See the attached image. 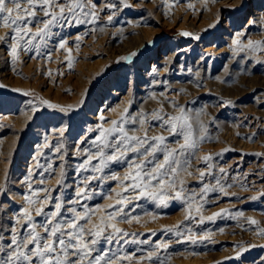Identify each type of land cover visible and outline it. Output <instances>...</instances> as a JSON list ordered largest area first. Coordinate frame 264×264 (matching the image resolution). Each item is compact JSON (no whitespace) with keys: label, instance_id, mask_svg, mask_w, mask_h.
<instances>
[{"label":"rangeland","instance_id":"374dc122","mask_svg":"<svg viewBox=\"0 0 264 264\" xmlns=\"http://www.w3.org/2000/svg\"><path fill=\"white\" fill-rule=\"evenodd\" d=\"M93 2L97 5L98 0H89L88 10L93 9ZM114 2L120 6L116 18L131 22L132 33L93 48L90 44L102 38L96 28L84 37L88 45L75 49L73 43L71 55L63 54L62 63L57 55L55 62H44L41 56V61L36 57L30 64L35 49L23 63L10 55L5 62L0 60V96L22 99L7 107L0 97V111L16 112L0 121V185L4 188L0 192V246L10 244L14 227L21 234L27 230L24 219L16 223L25 208L34 222L42 223L44 217L35 215L37 208L51 212L59 203L63 220L72 215L69 209L83 211L87 207L95 214L86 227L99 224L104 210L116 203L115 194L122 191L119 185L126 183L127 165L111 163L103 172L85 171L78 167L87 159L82 150L96 152L92 142L100 135L98 131L112 127V121H119L125 109L131 117L147 115L148 137L164 135L169 147H178V138L162 131L151 114L177 116V107H183L194 138L204 135L205 139L180 157L187 161L185 170L175 177L174 189H164L165 199L142 197L127 203L130 222L116 227L128 235L111 243L101 239L93 256L114 257V264H264V0H125L130 7H124L121 0ZM193 11L198 12L194 25L179 27L185 14ZM39 18L44 19L42 15ZM79 28L71 35L81 32ZM0 31L1 36L8 35L3 31L14 35L3 26ZM227 32L235 34L241 45L231 56H218L201 71L184 66L169 80L163 68L156 70L161 71L159 78H142L167 51L166 45L174 49L196 43L199 48L215 43L223 48ZM250 41L259 47L249 48ZM45 50L41 47L40 51ZM106 56L109 59L105 60ZM100 74L104 76L97 81ZM25 99L30 100L25 105L38 110L36 116L19 113ZM81 102L87 110L76 109ZM100 110L104 115H97ZM40 122L44 129L60 127L63 135L54 134L38 162L29 166L33 147L41 138L40 130H34L41 127ZM201 126L206 130L203 133ZM126 127L140 126L128 123ZM135 134L142 136L143 130ZM77 143L81 151L69 158L68 147ZM158 158L162 161L163 154ZM98 162L93 158L91 163ZM29 170L33 175L24 182ZM29 184L32 190H49V201L26 202V195L30 199L46 195L38 191L32 196ZM85 187L88 198L72 203ZM180 188L185 196L194 194L195 201L173 198ZM37 231L43 234V229Z\"/></svg>","mask_w":264,"mask_h":264},{"label":"snow or ice","instance_id":"6c2138e0","mask_svg":"<svg viewBox=\"0 0 264 264\" xmlns=\"http://www.w3.org/2000/svg\"><path fill=\"white\" fill-rule=\"evenodd\" d=\"M88 2L89 0H66L65 3H60L59 0H0V24L14 33L11 36H0V42L12 41L9 55L13 59L17 58L18 50L27 54L35 49L37 55H41V47L53 35L54 27L62 22L73 20L76 23L91 22L81 20L80 17L91 16L93 21L95 20L96 13L87 9ZM121 3L124 7L131 6L125 0H121ZM95 7L93 2L92 8ZM109 7H115V5H109ZM55 8H58L59 12L50 11ZM40 13L45 19L39 18ZM111 19L112 17L109 16V21ZM32 25L37 26L35 32H32L30 27ZM182 35H188V33H182ZM76 39L79 40L80 37ZM66 43V41H61L59 48L63 49ZM248 47H259V44H253L250 41ZM131 55L135 56L136 53ZM122 59L127 60L128 57ZM69 67H71L70 63ZM42 103L48 107H55L47 101H42ZM35 110L34 108L33 111ZM60 110L64 111V109ZM177 111L180 115L166 116L161 112L151 114L155 120L160 122L162 131L178 138L175 141L178 147H169L164 135L148 137V128L145 127L149 124L147 115L140 113L136 117H131L125 109V114L120 120L112 121V127L102 130L92 142L96 152L82 150L87 159L78 165L80 169L94 172H103L111 163L127 165V171L123 177L126 183L119 185L122 191L115 194L116 203L104 210L100 223L92 225L91 228L86 227L91 224L92 216L95 214V210L87 207H84L83 211H78L76 208L69 209L72 215L63 220L60 219L63 214L62 205L59 203L55 205V211L51 212H45L43 207L37 208L35 215L44 217L42 223L34 222L31 213L25 208L16 223L19 224L20 219H24L28 226L27 230L21 234L17 228L12 229L10 244L0 246V254H3L0 255V264H84L85 261L87 264H114V257L99 254L93 256V252L96 251L95 246L100 243L101 239L111 243L114 239L119 240L128 235L116 227V224L130 222L125 206L133 199L143 197L163 201L165 199L164 189H174L176 187L175 177L185 170L187 161L181 160L180 157L184 156L188 149L195 148L197 143L205 139L204 135H200L198 139L194 138L193 126L189 122L190 118L186 115L185 108L177 107ZM128 123L139 124L140 127H126ZM141 130H143L142 136L135 134ZM205 131L201 126V133ZM61 135H63V129H61ZM78 151L81 150L78 149ZM129 154L132 155L129 156ZM159 154H163L162 161L158 158ZM93 158L98 159V164L91 163ZM28 175L29 177L33 175L31 170ZM100 178L93 177V179ZM112 178L117 179L115 176ZM40 183L42 184L43 180ZM29 189L32 196H36L38 191L46 193L42 199H30L29 196H24V200L30 205L45 204L49 201V190H32L31 184H29ZM3 190V186L0 185V192ZM203 191L206 192L208 189L204 188ZM77 197L78 199L72 203H79V198H88L87 187L81 188L77 192ZM173 198L195 201L194 194L185 196L183 188L176 190ZM249 223L255 224L256 222L249 221ZM38 228L43 229V234L37 231ZM109 229L111 231H108ZM261 234L264 235V230H261ZM0 239L3 238L0 237ZM29 245L33 247L30 248ZM237 255L239 256V253Z\"/></svg>","mask_w":264,"mask_h":264},{"label":"bare ground","instance_id":"6f19581e","mask_svg":"<svg viewBox=\"0 0 264 264\" xmlns=\"http://www.w3.org/2000/svg\"><path fill=\"white\" fill-rule=\"evenodd\" d=\"M114 1L115 0H98L96 7L94 9H90L91 11H94L96 13V18L94 21H93V17H91V16L80 17L81 20H87V21H91V22L76 23L73 20V21H69V22H62L60 25L54 27L52 29L53 35H51L50 38L47 39L46 43H44L42 45V47L45 48L46 50L41 55H38V56L36 55L37 54L36 51H34V53H31L32 59L29 60V63L31 64L36 59V57H38L39 61H41V56L44 57L43 58L44 62H47V61L49 62L50 60L55 62L59 59V56H61L59 61H61V63H62L63 59H64L63 54H66V56L71 55L73 43H76L75 44L76 47L74 46L75 49H78L80 47L84 48L85 46L88 45V41H85L84 37L86 35H88L90 31H93V30L95 31L96 28H98L99 31L101 32L102 38H99L90 44L91 46H93V48H95V47L98 48L97 46L101 42H102V44H106L107 42L108 43L112 42L116 38H119V37H122V36H125L127 34L132 33L133 26H132L131 22L124 21V19L120 20V19L116 18L117 9H119L120 6L116 5V3ZM59 2L65 3L66 0H59ZM109 5H115V7H109ZM121 7H122V5H121ZM55 9H57V11H55L54 9H50V11L59 12L58 8H55ZM197 13H196V11L186 13L183 21L179 24V27L183 28L182 27L183 25L188 26L189 24H191V26H193L194 22L197 18ZM40 15H42V17H43L42 13H40L39 16ZM109 16L112 17L111 21H109ZM191 17H194V18H191ZM43 18L45 19V17H43ZM100 18H103L104 21L102 22V20ZM192 19H193V21H192ZM97 21L101 22V23L98 24ZM185 21H188V24ZM125 22L127 23V25H124ZM39 26L42 27V25H39ZM78 26H80L79 29H81V32H79V33L77 32L78 34H76V35H73V34L71 35V32L74 31V29ZM0 27H2L1 24H0ZM36 28H37V26L32 28V32H35ZM3 32H4L3 35H6V34H8V36L13 35L11 33L9 34L8 31H3ZM1 34H2V31H0V36H1ZM78 36L80 37L79 40L76 39ZM223 39H224V42L226 44V46L223 48H218V46L215 43H213L212 45L201 44V45H199V48H198V45H196V43H192V44L182 45L178 48L172 49L171 48L172 45L168 44L165 46L167 48H164L167 51L164 52L163 55H161L158 60L155 59V61H154L155 66L152 65L150 71L144 72L142 78L150 77L152 75L155 76L156 78H159L161 76V74H160L161 71H159V73H158V71H156V70L160 69V68H163V70L167 73L166 77H165L166 80H169L170 76L173 77L176 75L173 73L174 71H176V70L182 71L184 66H187V68L197 69V70L201 71L202 69H204L203 67L205 64H208V62L214 60L218 56H223L226 54L231 56L232 54H234V53H232L233 51L236 52L239 48H241V45L238 42V40L236 39L235 34H233L231 32L230 33L227 32V35H225L223 37ZM61 41L67 42L63 49L59 48V44ZM21 43H23V42H21ZM81 43L84 45L82 46ZM11 45H12L11 40H8L6 42H0V60H2L1 61L2 63H3V61L5 62L7 55H9V51L11 50ZM57 55H59V56H57ZM196 55H198V57ZM17 57H18V60H20L22 63L26 62V61H28V58H29V52L27 54H25L23 51L18 50V56ZM108 57L109 56H106L105 60L109 59ZM110 59H111V57H110ZM194 60H195V62H194ZM1 76H3V74H1ZM103 76H104V74L98 75L97 81L99 79H102ZM0 97H1V100L3 102L7 103L6 104L7 107H12L13 104H16L20 100H22L19 96H15V97L14 96L13 97L7 96L6 97L5 95H2ZM166 97H164V98L166 99ZM29 102H30V100H28V99L23 100V102L21 103V107L18 109L19 113H26L27 112V113H30V114L36 116L38 110L33 105H31V106L25 105V104H29ZM82 102H84V100H82ZM82 102L79 104L78 108H76V109L87 110V106L85 107V105H83ZM26 107H29V108L27 109ZM34 108L36 109L35 111H33ZM15 113H16L15 110H14V112L13 111L10 112L9 114H5L3 111H0V121L5 118V115L13 116ZM97 115L101 116V115H104V113L102 112V110H100L97 113ZM40 124H41V127L34 128V130L35 129L40 130V137L41 138H37L36 144L33 147V152H32L33 154L31 156V159L28 160L29 166L32 163L38 162V157H39L38 155L41 154L42 149L45 147L44 145L49 144L50 140L53 139L51 137H53L54 134H57V132H59V134L61 132L60 127L55 129V127L51 125L50 127H48V128L45 127V129H44V126H43L44 124L42 122H40ZM90 127L91 126H89V128L86 127V132L89 131ZM46 131H47V134H46ZM98 133H100V131H98ZM96 137L94 138V140L96 139ZM110 139H111V137H110ZM78 149H79L78 143L75 146H72V147L69 146L68 150L70 151V154H72V156L70 155L69 158H74L76 156L75 154L78 153ZM29 171H27L25 173L23 179H27V178L30 179V177L28 175Z\"/></svg>","mask_w":264,"mask_h":264}]
</instances>
